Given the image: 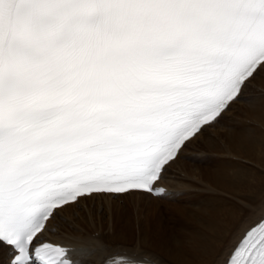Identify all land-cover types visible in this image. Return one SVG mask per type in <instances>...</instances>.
Returning a JSON list of instances; mask_svg holds the SVG:
<instances>
[{
	"label": "snow or ice",
	"instance_id": "1",
	"mask_svg": "<svg viewBox=\"0 0 264 264\" xmlns=\"http://www.w3.org/2000/svg\"><path fill=\"white\" fill-rule=\"evenodd\" d=\"M262 72L264 0H0V264H156L45 233L81 200L160 193L233 104L264 100L244 94ZM257 211L221 264H264Z\"/></svg>",
	"mask_w": 264,
	"mask_h": 264
},
{
	"label": "bare ground",
	"instance_id": "2",
	"mask_svg": "<svg viewBox=\"0 0 264 264\" xmlns=\"http://www.w3.org/2000/svg\"><path fill=\"white\" fill-rule=\"evenodd\" d=\"M262 75L264 72L245 89L248 97L264 94ZM235 107H239V102L231 109ZM231 109L224 113V117L231 116L225 128L213 129L225 122L223 118L184 150L189 153L188 160L178 159L172 165V169L175 165L180 168L172 171L168 180L161 181L167 187L165 195L154 197L136 192L118 199L97 196L94 199H103L94 200V205L93 199L81 200L83 208L80 206L76 217L72 213L76 208L65 206L61 213L67 221H53L55 234L48 233V240L73 248L100 243L113 252L134 251L142 262L156 264H221L226 249L256 218L250 208L264 205V100L247 102L237 114ZM202 139L206 140V149L194 148V143ZM208 154L216 156L212 168L202 170L196 161L200 156L203 163L207 162ZM197 189L200 193H194ZM196 196H201L196 207H178L179 213L187 216L176 229L154 217L158 211H165L166 204ZM159 203H163L164 210L155 207ZM139 205H146L150 211ZM175 212L170 214L175 216ZM260 214L264 213L256 212V216ZM135 236L138 242H133ZM89 261L100 264L99 257H90Z\"/></svg>",
	"mask_w": 264,
	"mask_h": 264
},
{
	"label": "rangeland",
	"instance_id": "3",
	"mask_svg": "<svg viewBox=\"0 0 264 264\" xmlns=\"http://www.w3.org/2000/svg\"><path fill=\"white\" fill-rule=\"evenodd\" d=\"M264 75H262V77H263ZM262 77H260L259 79H262ZM255 82V81H254ZM259 82V81H258ZM245 94V96L246 97H248L249 95H248V93H244ZM252 98V97H251ZM247 102H245V101H241V102H239V107H235V108H233V109H231V112L232 113H234V114H237L238 112H240V108L242 107H244L245 106V104H246ZM238 104V103H237ZM242 104H244V105H242ZM240 105H241V107H240ZM239 109V110H238ZM231 116L230 115H227V116H225V117H223L224 118V123H221V125H219L217 128H213V129H219V128H225L226 126H225V124H227V120L230 118ZM213 129H211V130H213ZM208 132V131H207ZM205 141L206 140H204V139H202L201 141H197V142H195L194 144V148H196V149H200V147L201 148H204V149H206L205 148V146H206V144H205ZM201 154V153H200ZM199 155V154H198ZM201 155H203V153L201 154ZM209 155V154H208ZM206 156L207 158H209L208 159V161L207 162H204L203 163V158H201L200 156H199V160H197L196 161V164H200L201 166L199 167L200 169H208V168H212V159H213V157H216V156H213V154H210L209 156ZM212 155V156H211ZM182 160H188L189 158L188 157H185V158H181ZM202 163H203V165H202ZM180 167L178 166V165H175V167L172 169V168H170L169 169V171H168V173H167V175H169V176H171V172L172 171H175V170H177V169H179ZM168 178V177H167ZM166 180H168V179H166ZM194 193H200V190L199 189H197V191H195ZM197 200H196V199ZM192 197V198H188V199H183V200H179L176 204H166V208H165V211L164 212H157L155 215H154V217L161 223V222H164L166 225H168V226H170V227H172V228H177L179 225H182V223H183V221H184V218H185V216H187L186 214L183 216V215H181L180 213H179V211H178V207L179 206H181L180 207V209L181 208H183V207H186V206H191V207H196L197 205H198V203H199V200L201 199V196L199 197V196H196V197ZM101 199H103V198H99V199H93L92 200V204L94 205V203L93 202H97L98 200H101ZM95 200V201H94ZM128 200V199H127ZM132 202H130V204H131ZM144 207H141L140 205L138 206V207H140V208H142V210H147V206L146 205H143ZM146 206V207H145ZM82 208H83V205L81 206ZM155 207H157V209L158 210H164V205H163V203H159L157 206H155ZM81 208V209H82ZM79 208H76V209H73L72 210V213L75 215V217L76 216H78L76 213H77V210H78ZM87 209V208H86ZM149 209H151V208H149ZM76 211V212H75ZM148 211H150V210H147V212ZM174 211H176L175 212V216L173 215H171L170 213L171 212H174ZM144 212H146V211H144ZM60 217H62L63 219H60V218H57V224H59L62 220H64V221H67V217H66V215L65 214H62V213H60ZM167 218V219H164V218ZM70 224V223H69ZM132 225V224H131ZM172 225V226H171ZM132 227V226H131ZM165 231H167V230H165ZM49 233H52V232H49ZM94 234H96V233H94ZM137 239H138V237L137 236H135V238H134V241L133 242H138L137 241ZM117 251V250H116ZM118 252H123L122 250L120 251V250H118ZM96 264H99V262L97 261L96 262Z\"/></svg>",
	"mask_w": 264,
	"mask_h": 264
}]
</instances>
